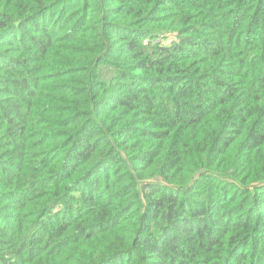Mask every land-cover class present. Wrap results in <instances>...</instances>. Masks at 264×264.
<instances>
[{
  "label": "trees",
  "instance_id": "trees-1",
  "mask_svg": "<svg viewBox=\"0 0 264 264\" xmlns=\"http://www.w3.org/2000/svg\"><path fill=\"white\" fill-rule=\"evenodd\" d=\"M0 264H264V0H0Z\"/></svg>",
  "mask_w": 264,
  "mask_h": 264
}]
</instances>
